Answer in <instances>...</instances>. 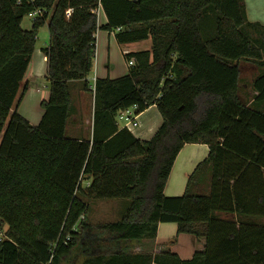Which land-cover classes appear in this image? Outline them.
<instances>
[{
    "label": "trees",
    "instance_id": "1",
    "mask_svg": "<svg viewBox=\"0 0 264 264\" xmlns=\"http://www.w3.org/2000/svg\"><path fill=\"white\" fill-rule=\"evenodd\" d=\"M37 8L45 15L24 29ZM46 24L50 95L34 126L18 106ZM99 30L151 48L124 54L135 61L125 75L92 82ZM263 59L264 25L248 20L243 0H0V264H264V224L253 221L264 218V73L252 104L239 94L241 61ZM77 82L94 94L91 139L66 134ZM135 105L163 117L148 140L118 124ZM188 143L209 155L184 194L168 197ZM94 199L129 203L120 220L93 224ZM162 222L206 237L205 251L184 260L121 249L156 238Z\"/></svg>",
    "mask_w": 264,
    "mask_h": 264
},
{
    "label": "crops",
    "instance_id": "2",
    "mask_svg": "<svg viewBox=\"0 0 264 264\" xmlns=\"http://www.w3.org/2000/svg\"><path fill=\"white\" fill-rule=\"evenodd\" d=\"M101 12L102 15H100L99 18L100 24H105L107 23V18L104 11L101 10ZM96 37L97 52L94 71L97 70V74L94 80L97 77L109 76L110 78H117L125 75L128 72L129 65L124 54L131 51L151 48L150 39L120 44L116 39L115 33H110L106 30H99ZM145 41H149L150 43L142 46ZM120 47L121 51H119ZM103 51H106V53L104 54ZM105 57H107V60ZM262 61L263 64L255 60L241 61L239 94L242 100L249 105L253 103L257 95V91L254 90V82L261 73H264V59ZM47 70L48 60L46 54L43 52V48H35L24 80V83H29V88L18 106V113L34 126H37L40 123L44 114V108L41 104L44 100H47L50 95V84L46 78ZM116 70H120L119 74L112 75ZM244 75H249V80L246 82L243 81ZM88 78L90 79V76ZM75 97L76 98L72 95L74 112L68 120L66 134L72 138L91 139L94 121V94L83 90L81 86H79L78 89H76ZM162 121L163 117L159 109L156 105H153L138 114V124L130 130L137 138L148 140L152 138L159 129ZM118 124L120 127H123L122 121L118 120ZM209 152L210 149L207 144H186L175 160L164 191L165 195L168 197H178L183 195L186 191L190 175L194 172L197 165L208 157ZM86 181L88 182H84L85 185L89 184L90 180L88 178H86ZM94 200H90L89 205H91ZM103 207H105V205H103ZM106 207L109 206L106 205ZM119 210L120 209L117 211ZM111 211L113 212L116 210ZM221 216L226 217L225 214H221ZM96 223L102 222L99 221L93 224ZM256 223L260 224L258 220ZM206 245V237H197L191 234H179L178 225L175 222H162L158 225L156 238L125 240L121 244V249L125 252L133 253L149 252L156 254L160 252H173L181 259L187 260L191 259L197 252H204Z\"/></svg>",
    "mask_w": 264,
    "mask_h": 264
},
{
    "label": "rangeland",
    "instance_id": "3",
    "mask_svg": "<svg viewBox=\"0 0 264 264\" xmlns=\"http://www.w3.org/2000/svg\"><path fill=\"white\" fill-rule=\"evenodd\" d=\"M243 1L245 4L248 20L253 21V22H259L260 24L264 25V0H243ZM100 13L102 15V12ZM33 21L34 20L32 16H30L29 14L26 15L22 22V27L26 30L31 29L33 26ZM148 43L150 42L145 41L142 44V46L147 45ZM48 44H49V29H48V25L46 24L45 26L41 27L39 30V34H38L37 42H36V49L46 48ZM119 51H121V47L119 48ZM105 53L106 51L104 52V54ZM101 55H102V52H101ZM105 59L107 60V57H105ZM97 66H98V56H97ZM119 72L120 70H116L112 73V75H117L119 74ZM96 74H97V70L91 73L90 80L92 82ZM248 80H249V75H244L243 81L246 82ZM79 86H80V82L73 83L71 85L72 95L74 96V98H76L75 97L76 89H78ZM122 123H124V121H122ZM84 186H85V183H84ZM111 203H116V204H111ZM128 203H129L128 199L94 200L90 205V209L88 213V221L92 223L99 222V221L100 222L118 221L125 214L127 207H128ZM103 205H105V207H103ZM106 205L109 207H106ZM118 209L120 210L117 211ZM111 210H116V211L112 212ZM257 220L259 221L260 224H264V218H257V217L253 218V221L255 223L257 222ZM0 224L3 225L2 223ZM6 229H7V226L5 225L4 228L2 229L3 231L0 230V237L3 236L4 231Z\"/></svg>",
    "mask_w": 264,
    "mask_h": 264
},
{
    "label": "built area",
    "instance_id": "4",
    "mask_svg": "<svg viewBox=\"0 0 264 264\" xmlns=\"http://www.w3.org/2000/svg\"><path fill=\"white\" fill-rule=\"evenodd\" d=\"M102 10V9H101ZM46 10L42 8H37L29 13L30 16L33 17V20L43 17L45 15ZM135 61L132 59L128 65L132 66L134 65ZM137 106H133L128 109H122L118 111L117 119L120 121H124L123 127H127L128 129H131L138 124V113L136 112Z\"/></svg>",
    "mask_w": 264,
    "mask_h": 264
}]
</instances>
